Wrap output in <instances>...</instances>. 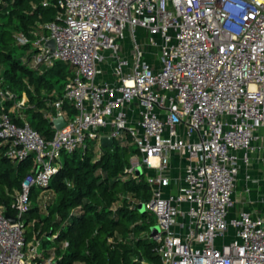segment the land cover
<instances>
[{"label":"built area","instance_id":"2783aa9c","mask_svg":"<svg viewBox=\"0 0 264 264\" xmlns=\"http://www.w3.org/2000/svg\"><path fill=\"white\" fill-rule=\"evenodd\" d=\"M58 5V21L41 26L48 35L15 36L19 46H31L35 67L60 61L75 70L63 98L49 105L53 138L26 121V96L18 101L0 86V157L17 165L34 158L36 165L13 197L14 214L0 205V264L62 260L43 249L47 235L36 232L28 241L33 193L46 211L63 155L90 143L100 149L103 138H130L138 151L126 173L138 179L141 169L146 176L152 194L146 210L160 229L150 239L162 264H264V196L252 200L251 173L256 162L264 171V0ZM138 29L149 34L145 44ZM104 64L113 66L114 82L101 80ZM8 102L14 106L7 111ZM59 118L66 121L60 130Z\"/></svg>","mask_w":264,"mask_h":264},{"label":"trees","instance_id":"16d2710c","mask_svg":"<svg viewBox=\"0 0 264 264\" xmlns=\"http://www.w3.org/2000/svg\"><path fill=\"white\" fill-rule=\"evenodd\" d=\"M59 1L0 0V86L18 101L27 97L25 119L47 140L55 133L46 116L55 113L49 105L63 98L75 70L60 61L52 68L35 67L31 46H19L15 36L25 33L34 39L36 33L48 35L41 26L58 21L62 14ZM13 106L8 102L7 111ZM65 109L74 115L70 105ZM12 117L23 124L15 114ZM137 155L130 138L115 140L112 148L98 149L90 143L86 150L64 154L63 166L50 186L55 198L47 203L46 211L39 204V193H33L26 218L28 241L36 232L47 235L43 249L48 256L61 257L58 264H162L150 239L156 218L140 210L152 199L146 176L132 179L126 173ZM35 167L34 158L17 165L0 157V205L8 214H14L13 197ZM56 234L55 241L48 238ZM65 243L69 248L63 251Z\"/></svg>","mask_w":264,"mask_h":264},{"label":"crops","instance_id":"0c3cea01","mask_svg":"<svg viewBox=\"0 0 264 264\" xmlns=\"http://www.w3.org/2000/svg\"><path fill=\"white\" fill-rule=\"evenodd\" d=\"M139 32L141 34H143L144 35L143 37H145V38H146V36L149 35L145 30H142V29H138L137 33H139ZM129 44H130V40H127L125 42V49L126 50H127L128 46H129ZM102 69H103V74H102L101 80L102 81L114 82L115 79H114V76L112 74L113 66H111V65L108 66V65L104 64L102 66ZM105 71L107 72L108 77H105V74H104ZM262 136H263V140H262L261 143L264 146V132H263ZM173 164H174V166H177V161L175 159L173 161ZM251 173H252V176L254 177V184L252 185V187H253L252 200H254L255 204H256L258 199L260 197L264 196V171L261 169V167L256 162L254 164L253 169L251 170ZM244 175H245V172H242V174H241V182H240V185H239V192H238V195H237V199L238 200H241V198H242V193H243V189H244V182H243ZM52 195L55 198L54 193H52ZM55 236L58 237L59 234H56ZM142 264H143V261H142ZM146 264H149V263H146Z\"/></svg>","mask_w":264,"mask_h":264},{"label":"water","instance_id":"95a60500","mask_svg":"<svg viewBox=\"0 0 264 264\" xmlns=\"http://www.w3.org/2000/svg\"><path fill=\"white\" fill-rule=\"evenodd\" d=\"M47 47L51 48L52 51H55L56 49V46H55V41L54 40H50L48 43H47ZM54 125L56 126V128L58 130L62 129L65 125H66V121L64 118H59L57 119L55 122H54ZM102 147L103 148H112L113 147V140L111 138H103L102 139ZM137 173L142 176V170L139 169L137 171ZM140 210L145 213L146 212V206L145 205H141L140 206ZM7 218L12 222V223H16V218L10 216V215H7ZM153 235L152 236H155L159 233L160 229L158 226H156L153 230ZM142 261V259H141Z\"/></svg>","mask_w":264,"mask_h":264},{"label":"rangeland","instance_id":"374dc122","mask_svg":"<svg viewBox=\"0 0 264 264\" xmlns=\"http://www.w3.org/2000/svg\"><path fill=\"white\" fill-rule=\"evenodd\" d=\"M144 35L143 34H141L140 32L138 33V39H139V42L140 43H142V44H145L147 41H148V39H147V36H146V38L145 37H143ZM148 38H149V36H148ZM156 51V50H155ZM154 51V52H155ZM136 51H134V53H135ZM22 53V50H20L19 51V54H21ZM129 58H130V56H129ZM149 58H151V57H146V61H149ZM158 59V56H157V54H155V56H154V58H153V60H157ZM151 60H152V58H151ZM105 77H108V75H107V72L105 71ZM136 157L137 156H133L132 157V159H135L136 160ZM130 167V166H129ZM157 226V225H156ZM156 226H154L153 228H152V230L156 227ZM151 234L153 235V231H151ZM231 240V239H230Z\"/></svg>","mask_w":264,"mask_h":264}]
</instances>
